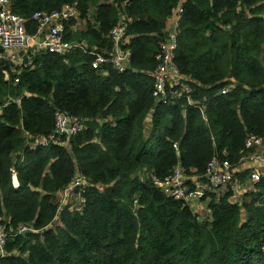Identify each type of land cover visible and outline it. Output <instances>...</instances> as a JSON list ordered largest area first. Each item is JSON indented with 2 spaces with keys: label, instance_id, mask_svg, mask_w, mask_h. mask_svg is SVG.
<instances>
[{
  "label": "trees",
  "instance_id": "16d2710c",
  "mask_svg": "<svg viewBox=\"0 0 264 264\" xmlns=\"http://www.w3.org/2000/svg\"><path fill=\"white\" fill-rule=\"evenodd\" d=\"M71 3L85 30L68 31L70 19L64 39L84 46L29 55L30 67L16 74L0 65V223L10 235L0 264H264V181L238 198L232 187L205 192L206 216L151 182L177 165L201 178L213 157L235 165L247 134L264 143V0H9V8L32 34L31 14ZM177 5L173 62L188 78L190 102L160 104L149 73ZM121 22L126 69H91ZM53 110L83 128L62 136L67 146L28 147L22 133L52 132ZM76 173L86 182L78 209L57 199ZM21 225L27 230L17 233Z\"/></svg>",
  "mask_w": 264,
  "mask_h": 264
},
{
  "label": "built area",
  "instance_id": "2783aa9c",
  "mask_svg": "<svg viewBox=\"0 0 264 264\" xmlns=\"http://www.w3.org/2000/svg\"><path fill=\"white\" fill-rule=\"evenodd\" d=\"M181 13L180 6L177 5L172 11L171 22L163 32L162 40L158 44L155 56L156 65L149 73L151 79V96L155 103L169 104L180 97L190 102L189 93L191 91L188 78L181 74L173 62L174 51L176 49L178 18ZM78 12L75 4H67L59 10L50 12H35L30 15L29 20L35 24L33 34H28L25 29L24 18L11 12L9 0H0V65L6 68L3 74L8 72L18 73L30 67L29 55L38 52H49L63 55L70 50L79 47L64 40V24L77 17ZM262 27H264V15L262 17ZM111 42V52L108 55L94 53L89 63L90 68L101 69L110 66L115 71H124L128 63V53L121 49L124 44L125 26L119 24L113 27L108 34ZM15 83L17 78H13ZM231 88V84L220 88L219 93L224 94ZM83 128V121L69 115L65 110H53V130L45 136H31L25 132L22 136L28 147L46 145L54 143L60 146H67V140L62 136H70ZM244 149L248 153V159L252 162L261 163V167L248 169V186L254 182L264 181V148L261 146V139L253 134H247L244 138ZM207 185L214 193L219 192L218 188L231 183L229 164L224 159L211 158L203 175ZM186 176L182 169L175 167L163 178H152V185L162 194L175 200H182L187 205L195 204L204 197L202 189L185 184ZM11 182L16 186L14 173H11ZM86 185L85 178L76 173L61 192L63 198L67 194L79 192ZM234 186V185H233ZM245 187L244 189H247ZM233 197V196H232ZM239 197V196H238ZM234 198H237L234 197ZM61 205V204H60ZM27 227L21 225L16 230L23 233ZM10 236L0 223V256L4 254L3 246L6 238Z\"/></svg>",
  "mask_w": 264,
  "mask_h": 264
},
{
  "label": "crops",
  "instance_id": "0c3cea01",
  "mask_svg": "<svg viewBox=\"0 0 264 264\" xmlns=\"http://www.w3.org/2000/svg\"><path fill=\"white\" fill-rule=\"evenodd\" d=\"M180 2H182V0H180ZM91 14H92V10H89L88 13H87V15H86V17L88 18V21L90 23H92V21L90 19ZM171 14H172V12H171ZM263 15H264V13L261 14L260 17H263ZM119 21H122V18H119ZM73 22L74 23L71 26L68 27V31H70V32L73 33V32H79V31H84L85 30V22H83L81 19H79L78 18V15H77V17L74 18V21ZM170 22H171V17L169 16L168 19L164 23L163 32L167 29V27L169 26ZM120 24H122V22ZM64 34H65V32H64ZM64 34H63V38H64ZM66 41H68V40H66ZM68 42H71V43H74V44H78V45L84 46V43L82 41H78L77 42L75 40L74 41H70L69 40ZM126 43H127V37L124 40V44H126ZM111 49H112V46H111ZM111 49L108 52H106L105 54H103V55H108L111 52ZM149 127H150V120H149V115H147V116L144 117V120H143V130H144V133L145 134L148 132ZM261 146L264 148V143H262V141H261ZM253 167L259 168V167H261V163H259V162H252V161L251 162H244V163H241L240 164L239 170H242V169L248 170V169L253 168ZM187 179L190 180L189 186L191 188L193 186H199L200 183H201L200 182V177H198L196 175H187ZM241 185H242V187L238 191H236V189L234 191L236 193V195H237V198H238V196H240L242 194L243 191H245V189L243 187L244 184H241ZM234 188H235V186H234ZM59 193H60V191L57 194H59ZM234 196H235V194H233V197ZM205 202H206V199H204L203 201H198L195 204H190L189 206L191 207V209L196 210L202 216H206L207 213H208V211H207V208L205 207Z\"/></svg>",
  "mask_w": 264,
  "mask_h": 264
},
{
  "label": "rangeland",
  "instance_id": "374dc122",
  "mask_svg": "<svg viewBox=\"0 0 264 264\" xmlns=\"http://www.w3.org/2000/svg\"><path fill=\"white\" fill-rule=\"evenodd\" d=\"M239 167H240V165L236 167V171L238 173H240V174L241 173H246V174H245V176H244V178L242 180H239V178H237V177H235L232 180L231 183H232V185L235 186V188L233 186L234 191H235V189H236V191H238L242 187L241 184H244V186H243L244 188L248 186V176H247L248 175V170H246V169L239 170ZM234 194H235L234 197H236L237 195H236L235 192H234ZM57 199H58V202L61 205L66 203V204H69V206L71 208H74V209H78L79 208L80 199H79L78 194H76L75 192L72 193V194L71 193L67 194L63 198L61 197V192H60L59 194H57ZM53 223L55 224L56 222L53 221Z\"/></svg>",
  "mask_w": 264,
  "mask_h": 264
},
{
  "label": "bare ground",
  "instance_id": "6f19581e",
  "mask_svg": "<svg viewBox=\"0 0 264 264\" xmlns=\"http://www.w3.org/2000/svg\"><path fill=\"white\" fill-rule=\"evenodd\" d=\"M213 158H217V157H213ZM224 160H226L227 162H228V160L227 159H224ZM244 162H251L249 159H248V153L245 151V149L243 148V151L241 152V155H240V159H239V161L235 164V165H232V164H230L229 162H228V164H229V171H230V174H231V180H233L234 178H235V173H236V167L237 166H239L241 163H244ZM175 167H179L180 168V166H175ZM174 167V168H175ZM180 169H182V168H180ZM186 175V179H185V184L187 185V186H189V182H190V180L189 179H187V174H185ZM203 179V180H202ZM200 185L199 186H196V187H198V188H200V189H202V191L205 193V192H212L211 191V188L207 185V183H206V181H205V179L203 178V177H201L200 178ZM190 187V186H189ZM227 187H232L233 188V185H232V183H228V184H225L224 186H221V187H219L218 188V191L219 192H222L223 190H225ZM234 190V189H233Z\"/></svg>",
  "mask_w": 264,
  "mask_h": 264
}]
</instances>
